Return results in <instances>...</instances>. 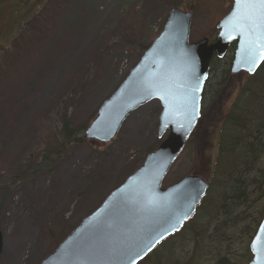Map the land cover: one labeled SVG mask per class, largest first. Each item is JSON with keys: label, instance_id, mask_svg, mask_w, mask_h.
I'll return each mask as SVG.
<instances>
[{"label": "rangeland", "instance_id": "1", "mask_svg": "<svg viewBox=\"0 0 264 264\" xmlns=\"http://www.w3.org/2000/svg\"><path fill=\"white\" fill-rule=\"evenodd\" d=\"M233 5V0H0V189L9 188L6 195L0 190V264H40L162 142V107L152 101L110 143L72 144L52 168L18 181L16 172L32 151L48 138L56 146L60 101L68 107L75 97L72 124L87 129L144 48L159 37L172 10L192 14L190 40L196 42L217 37ZM233 76L217 92L207 88L200 123L163 187L194 174L209 182L218 153L214 132L247 78ZM211 195L209 202H216ZM207 211L192 220L201 237L179 234L164 245H171L165 249L172 258L158 247L159 258L141 264L165 254L170 258L165 264H249L248 225L215 231V216Z\"/></svg>", "mask_w": 264, "mask_h": 264}, {"label": "water", "instance_id": "2", "mask_svg": "<svg viewBox=\"0 0 264 264\" xmlns=\"http://www.w3.org/2000/svg\"><path fill=\"white\" fill-rule=\"evenodd\" d=\"M233 1L232 11L217 26L214 42L208 38L192 42V14L172 10L159 37L102 103L85 131V140L110 143L135 111L158 101L162 142L40 264H141L193 218L208 192V181L188 175L166 188L163 183L197 126L211 63L215 57L223 60L235 46L233 75L252 76L264 64L251 43L258 31L244 25L245 10L237 9ZM2 252L0 232V259ZM250 252L249 264H264V219Z\"/></svg>", "mask_w": 264, "mask_h": 264}, {"label": "trees", "instance_id": "3", "mask_svg": "<svg viewBox=\"0 0 264 264\" xmlns=\"http://www.w3.org/2000/svg\"><path fill=\"white\" fill-rule=\"evenodd\" d=\"M216 38V36L212 37L211 41H216ZM147 49L148 47L144 48V52ZM234 51L235 46H232L223 60L216 57L213 59L203 99L209 86L215 88L217 92L222 86L226 87L234 77L231 72ZM245 76L247 78L235 101L225 116H222L217 131L214 132L218 140V153L211 168L208 193L198 208L195 218L200 211L208 209L207 212L210 211L215 216V231L222 229L224 225L233 230L247 224L251 243L264 219V64L254 75L245 74ZM71 101L68 107L64 106V100L59 103L61 110L56 114L59 127L54 134L56 146L51 148L50 144L53 142L48 138L42 148L32 151L26 158L25 164L16 172L18 181H27L33 174L52 168L57 161L63 159L70 145L87 142L83 137L86 127H74L72 124L69 108L73 107L75 97L71 98ZM154 150H150V153ZM0 190L6 195L9 188ZM211 193L215 196L214 203L209 202ZM191 224L192 221L187 223L178 234L162 243L158 249L162 247L161 252L168 251L165 248L171 245H164L170 243L179 234L188 233L190 236L201 237V231ZM73 230L74 228L71 232ZM169 253L172 258L173 252L168 251L167 254ZM159 254L154 251L146 260L152 261L156 256L159 258ZM165 258H168L166 254L159 261L157 259L151 264L157 262V264H165L166 261L170 263V258L167 260ZM251 259L252 256L250 261Z\"/></svg>", "mask_w": 264, "mask_h": 264}, {"label": "snow or ice", "instance_id": "4", "mask_svg": "<svg viewBox=\"0 0 264 264\" xmlns=\"http://www.w3.org/2000/svg\"><path fill=\"white\" fill-rule=\"evenodd\" d=\"M235 3L237 9L243 8L245 10L241 17L244 25L251 30L258 31L257 40L251 43L260 59H264V0H235ZM237 15L239 13L234 14V18ZM189 126H191V121Z\"/></svg>", "mask_w": 264, "mask_h": 264}, {"label": "flooded vegetation", "instance_id": "5", "mask_svg": "<svg viewBox=\"0 0 264 264\" xmlns=\"http://www.w3.org/2000/svg\"><path fill=\"white\" fill-rule=\"evenodd\" d=\"M203 105V104H202ZM201 119V118H200ZM199 123H200V120H199ZM196 131V130H195ZM194 134V133H193ZM193 136V135H192Z\"/></svg>", "mask_w": 264, "mask_h": 264}]
</instances>
